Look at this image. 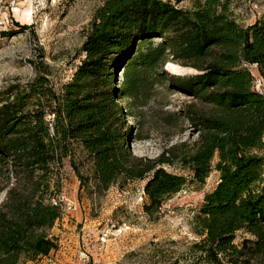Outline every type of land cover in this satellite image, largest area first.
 <instances>
[{"label": "trees", "instance_id": "trees-1", "mask_svg": "<svg viewBox=\"0 0 264 264\" xmlns=\"http://www.w3.org/2000/svg\"><path fill=\"white\" fill-rule=\"evenodd\" d=\"M182 1L105 0L79 64L59 88L39 61L33 77L0 89V264H24L57 249L51 234L64 215L67 159L81 187L93 183L92 192L146 180L150 219L216 170L219 179L192 218L198 239L181 257L185 264H264V15L245 24L238 0H192L188 7ZM169 62L197 72L171 73ZM167 92L189 100L167 110ZM152 101L156 122L173 134L188 123L197 137L157 158L135 155L141 109Z\"/></svg>", "mask_w": 264, "mask_h": 264}, {"label": "rangeland", "instance_id": "rangeland-1", "mask_svg": "<svg viewBox=\"0 0 264 264\" xmlns=\"http://www.w3.org/2000/svg\"><path fill=\"white\" fill-rule=\"evenodd\" d=\"M104 1L0 0V89L33 77L34 63L39 61L48 64L51 81L59 88L79 64L90 22ZM191 2L184 0L180 6L188 7ZM237 2L236 13L242 23L264 15V0ZM20 24H26V28L21 29ZM167 64L165 68L174 74L197 72L179 64L183 72H172ZM165 95V109L170 111L189 100L179 92ZM155 108L158 105L152 101L141 109L142 138L131 142V150L137 156L157 158L171 144L197 137L188 123L184 131L173 134L153 119ZM168 169L183 171L179 166ZM63 170L61 194L76 208H66L52 232L59 239L58 250L69 263L74 262L79 251L86 250L100 264H173L177 257L181 259L179 264H185L182 253L198 239L192 218L219 179L214 170L204 186L185 188L166 201L159 218L150 219L143 208L146 180L122 182L105 192H92V182L81 187L70 160H65ZM3 197L1 193L0 201ZM106 231L109 236L102 241ZM67 257H72V261Z\"/></svg>", "mask_w": 264, "mask_h": 264}, {"label": "built area", "instance_id": "built-area-1", "mask_svg": "<svg viewBox=\"0 0 264 264\" xmlns=\"http://www.w3.org/2000/svg\"><path fill=\"white\" fill-rule=\"evenodd\" d=\"M252 67L255 68L256 64H252ZM255 88L258 91H262L263 90V80L261 77L259 76H255ZM53 115H49L48 119L49 121L53 120ZM60 201L63 204V208H64V212L66 211V208H76V206L73 205L72 202H68L67 198L65 199V195L61 194L60 195ZM51 235H54V232H52ZM109 236V231L103 232L102 236H101V240L105 241L106 238ZM59 248V244L56 250L50 252L47 255H42L39 256L37 259L35 260H31V261H27L24 264H100L98 262H96L91 255L89 254V252H87L86 250H81L78 253L77 256V261L75 260L73 263H69L67 261H65L64 257L62 256V254L60 253V251L58 250ZM61 250V248H60Z\"/></svg>", "mask_w": 264, "mask_h": 264}, {"label": "bare ground", "instance_id": "bare-ground-1", "mask_svg": "<svg viewBox=\"0 0 264 264\" xmlns=\"http://www.w3.org/2000/svg\"><path fill=\"white\" fill-rule=\"evenodd\" d=\"M167 65L171 69L172 72H176L177 73V72H181L183 70L182 67H180L179 65H177L175 63H172V62H169Z\"/></svg>", "mask_w": 264, "mask_h": 264}, {"label": "crops", "instance_id": "crops-1", "mask_svg": "<svg viewBox=\"0 0 264 264\" xmlns=\"http://www.w3.org/2000/svg\"><path fill=\"white\" fill-rule=\"evenodd\" d=\"M58 221H59V220H58ZM58 221H57V222H58ZM54 228H55V226H54ZM54 228H53V230H54ZM53 230H52V231H53ZM67 259H68L69 261H72L73 258H72V257H67ZM75 260L77 261L78 259H77V258H76V259H73V261H75Z\"/></svg>", "mask_w": 264, "mask_h": 264}]
</instances>
